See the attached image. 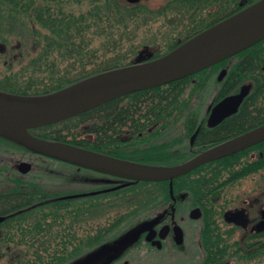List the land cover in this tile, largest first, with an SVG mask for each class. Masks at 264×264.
<instances>
[{"label":"trees","instance_id":"obj_1","mask_svg":"<svg viewBox=\"0 0 264 264\" xmlns=\"http://www.w3.org/2000/svg\"><path fill=\"white\" fill-rule=\"evenodd\" d=\"M184 1L165 0L162 5L151 8L142 0L138 3L90 0L89 7L78 14L70 6L79 0H0V35L4 25L11 26L25 19L31 36L30 45H26L25 55H19L15 63L20 68L21 65L32 67L25 83L14 81L16 73L12 70L0 75V89L20 94H44L89 76L128 65L131 63L128 61L129 54L134 52L135 46L130 45L126 50L122 46L127 42L134 43L130 36L159 15L166 16L164 14L174 9V6L180 16L187 15ZM198 28L195 32L194 29ZM198 28L182 27L178 34L168 32L164 36L168 39H163V43H159L161 46L156 47L155 56L169 52L203 30L204 26ZM91 29L94 39H103L102 54L90 47ZM0 40L5 41L2 36ZM57 58L68 62L71 70L77 65L85 68L93 58L96 66L89 72L81 69L76 75L67 76L65 71L61 72ZM42 64L48 70L47 75L36 78L42 72ZM185 79L138 90L62 121L29 130L39 137L75 144L126 160L129 157L124 151L118 152L113 148L115 145L119 147L121 143L122 128L129 130L133 142H166V131L175 127L177 120L185 116L194 105V99H197V105L201 104L200 94L196 88L187 89ZM182 124L183 130L174 129L179 132V136L176 134L172 137L171 132H168L169 142H187L189 127L193 124L189 115ZM235 132L223 131L213 137L221 139ZM0 137L11 141L0 142V157L8 158V154L18 153L20 149L38 153L15 140L2 135ZM199 138H203L201 131L197 135ZM163 152L145 158L146 163L172 164L168 161L169 156ZM131 157L141 160L136 155ZM11 170V167L0 165V216L5 217L0 223V264H64L68 258L43 254L57 250L58 239L63 248L66 237H69V242H80V237L90 236L96 245L111 244L137 226L141 210L153 202L152 182L140 181L114 190L96 192L92 196L66 198L60 194L62 198L50 203L51 206L45 211L42 207L44 198L51 195H44L39 178L22 180L16 177L11 182ZM13 185L15 191L12 192ZM141 185H144L143 198L139 196L143 203L138 196V191H142ZM162 191L166 192V188ZM29 204L35 206L27 212L24 209Z\"/></svg>","mask_w":264,"mask_h":264},{"label":"flooded vegetation","instance_id":"obj_2","mask_svg":"<svg viewBox=\"0 0 264 264\" xmlns=\"http://www.w3.org/2000/svg\"><path fill=\"white\" fill-rule=\"evenodd\" d=\"M256 1L185 0L187 15H179L175 25L179 24L180 29L201 26L205 29ZM197 30L199 28L194 29ZM1 43L0 55H11L15 47L7 50V44ZM16 56L13 53L11 58L16 59ZM185 78L188 87L196 88L198 96L206 93L212 96L203 113L199 114L200 118L197 113L189 115L193 124L189 127L188 141L168 142L166 147L162 144L152 149L141 146L135 150L132 135L124 128L119 147L115 145L113 148L124 151L129 157L127 161L150 166L177 165L213 145L264 124V38ZM244 86L247 87L246 93L235 111L208 126L213 105L227 96L238 94ZM228 130L237 132L221 139L213 137ZM200 131L203 138L197 139ZM162 150L172 164L146 163L145 158ZM15 154L20 155L16 168L10 172L11 182L16 177L22 180L39 178L44 195H51L44 198L42 207L45 211L50 203L62 197L92 196L97 190L91 186L80 190L79 185H65L62 176L54 170L44 165L36 166L31 157H23L20 150ZM131 155L141 160L133 159ZM21 161L31 164L28 172L19 171ZM108 177L106 184L110 186L99 189L127 181L117 176ZM151 182L153 202L143 208L137 226L155 218L158 220L135 239L123 244L115 240L111 244L96 245L90 236L80 237L82 241L74 240L73 243L66 237L64 248L58 239L57 250L43 254L68 258L64 264H104L110 254L113 257L106 264H264V140L204 162L172 179ZM164 188L168 197L162 191ZM11 190L15 191L14 185ZM33 206L29 204L24 210L28 212ZM101 257L104 259L97 263Z\"/></svg>","mask_w":264,"mask_h":264},{"label":"water","instance_id":"obj_3","mask_svg":"<svg viewBox=\"0 0 264 264\" xmlns=\"http://www.w3.org/2000/svg\"><path fill=\"white\" fill-rule=\"evenodd\" d=\"M136 3L140 0H127ZM264 38V0H258L180 43L164 55L151 59L154 48L143 46L130 65L104 71L44 94H20L0 90V135L15 140L44 156L127 179L101 191L125 187L138 181L172 179L196 166L264 140V124L213 145L187 161L173 166H150L83 148L74 144L39 137L30 128L70 118L121 95L171 82L222 59ZM0 48L3 45L0 44ZM247 87L230 95L211 109L208 126L235 111ZM31 164L21 161L19 171ZM100 191H95L96 193ZM4 216H0V222ZM158 218L134 227L118 238L123 244L150 228ZM151 235L149 232L148 237ZM116 247V246H115ZM110 254L104 264L111 261Z\"/></svg>","mask_w":264,"mask_h":264},{"label":"rangeland","instance_id":"obj_4","mask_svg":"<svg viewBox=\"0 0 264 264\" xmlns=\"http://www.w3.org/2000/svg\"><path fill=\"white\" fill-rule=\"evenodd\" d=\"M89 1L90 0H79L78 3L76 4H72L70 7L73 9V11L75 13H80L85 11L88 7H89ZM143 2H145L146 4H148V6H150L151 8H156L160 5L163 4V2L165 0H142ZM170 11H167L166 16L162 17V16H158L157 18H155L154 20H152L151 22L149 21L148 23L140 26L139 29H137L136 33H134L133 35L130 36V39L134 40L133 44H131L130 42L124 43L122 46L123 50H126L130 45H134L135 46V50L134 52H131L129 54V58L128 61L133 60V58L135 57L136 53L145 45H148L150 47H157V46H161V44L159 43H163V39H168L167 37H164L168 32L170 33H177L178 30H180V25L176 24L177 20L179 19V11H176V9H169ZM172 27V28H171ZM175 28V29H173ZM28 26L26 24V20L25 19H21L19 20V22H17V24L11 25V26H7L4 25L1 29V35L5 41L0 40V42L6 43L7 45V50H10L11 47H15L13 53H16V59H12V54L9 56L5 55H0V75L5 74L6 72L9 71H13L16 73V77L14 78V81L18 80L19 82H26V79H28L31 69L32 67H25L21 65V68L19 66L18 63H15L16 60H18V56L21 54L25 55V47L26 45H30V34L28 31ZM90 36L92 37L91 39V44L90 47L91 49H98L99 53L102 54V42L103 39H94L93 33H92V29L89 30ZM88 33V34H89ZM178 34V33H177ZM178 37V36H177ZM29 52V51H27ZM110 53H107V55ZM55 57V56H54ZM62 59H56V61L58 62V66L59 68H61V72L63 73L64 71L67 73V76H74L76 75L77 72H79L81 69H85L86 72L91 71L95 66V60L93 58V60H91V63H88L87 65H85V68L82 67H77L74 70L70 69V64L68 62H62ZM14 62V63H13ZM25 67V68H24ZM70 70V71H68ZM42 72H39L37 74L36 78H40V77H44L47 75V68L45 67V65L42 64V68H41ZM60 72V73H61ZM13 73V74H15ZM12 74V75H13ZM189 87H187V89H189ZM210 93H213V91L211 90ZM212 98V96H209V94L206 95L205 94H201V99L200 105H197V99L192 102L194 103V105H190L191 108L188 109V111L185 113V116H182L180 120H177L176 126L175 127H171L169 130L166 131L167 134V139L166 142H134L132 147L135 148V150H137V147H147L152 149V147H156V146H161L162 144H168L169 142V137H168V132H171L170 135L172 137L179 136V132L177 130H183V120L184 118L186 119V117L188 115H191L192 113H197V114H202L204 111V108L206 107V104L208 101H210V99ZM191 103V104H192ZM198 107V108H195ZM187 114V115H186ZM180 117V116H179ZM200 118V115H199ZM182 124V126H181ZM177 129V130H174ZM124 131V128H122V132ZM133 133V131H132ZM130 134V133H129ZM188 141V138H187ZM0 142H4V143H8L11 142L8 139L2 138L0 137ZM171 143V142H169ZM160 144V145H158ZM143 148V147H142ZM21 151V155L23 157H31V159L34 161V163L37 165H44L47 168H50L52 170H54L58 175L62 176V178L64 179V184L68 185V186H81L79 189H83L82 187L85 186H91L95 189H99L101 187H106L107 185L110 186L109 184H106L108 182V175L102 173V172H98L92 169H88V168H84V167H78L74 166L70 163L67 162H63L60 160H54L52 158H49L47 156H44L42 154L39 153H33L30 151H25L23 149H20ZM5 156L7 155L4 154ZM20 155V154H19ZM18 154H13L11 156H9L8 158H4V157H0V165H5L8 167H11V169H14V167L16 168L17 165V161H18ZM76 180H73L74 178H76ZM87 187V188H88ZM150 187H152V185H150ZM84 188V189H87ZM92 189V188H89ZM143 191H138V196L141 195L143 196ZM140 197V196H139ZM140 200L142 201L141 197ZM142 212V210H141ZM143 214V213H142ZM1 233V231H0ZM15 256V254L13 255ZM104 258H98L97 259V263L100 262L101 260H103Z\"/></svg>","mask_w":264,"mask_h":264}]
</instances>
